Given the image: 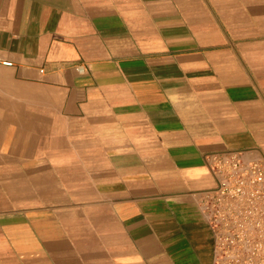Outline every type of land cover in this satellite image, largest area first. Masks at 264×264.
I'll use <instances>...</instances> for the list:
<instances>
[{
  "label": "crops",
  "instance_id": "1",
  "mask_svg": "<svg viewBox=\"0 0 264 264\" xmlns=\"http://www.w3.org/2000/svg\"><path fill=\"white\" fill-rule=\"evenodd\" d=\"M238 149L264 0H0V264H211L197 192Z\"/></svg>",
  "mask_w": 264,
  "mask_h": 264
},
{
  "label": "built area",
  "instance_id": "2",
  "mask_svg": "<svg viewBox=\"0 0 264 264\" xmlns=\"http://www.w3.org/2000/svg\"><path fill=\"white\" fill-rule=\"evenodd\" d=\"M207 161L214 184L197 200L213 238L212 264H264V157L238 149Z\"/></svg>",
  "mask_w": 264,
  "mask_h": 264
},
{
  "label": "rangeland",
  "instance_id": "3",
  "mask_svg": "<svg viewBox=\"0 0 264 264\" xmlns=\"http://www.w3.org/2000/svg\"><path fill=\"white\" fill-rule=\"evenodd\" d=\"M209 230H210V228H209ZM210 233H211V230H210ZM211 236H212V234H211ZM212 261H213V238H212V259H211V264H212Z\"/></svg>",
  "mask_w": 264,
  "mask_h": 264
}]
</instances>
